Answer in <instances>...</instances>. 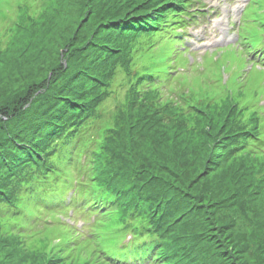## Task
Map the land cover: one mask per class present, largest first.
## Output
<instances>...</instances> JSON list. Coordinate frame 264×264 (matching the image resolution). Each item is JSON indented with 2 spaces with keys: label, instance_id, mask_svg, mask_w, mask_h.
<instances>
[{
  "label": "rangeland",
  "instance_id": "rangeland-1",
  "mask_svg": "<svg viewBox=\"0 0 264 264\" xmlns=\"http://www.w3.org/2000/svg\"><path fill=\"white\" fill-rule=\"evenodd\" d=\"M105 1L0 0V87L85 78L76 65L86 41L116 6L117 17L124 9ZM191 1L204 20L128 41L92 95L80 147H88V160L105 150L121 166L135 159L128 170L145 190L174 193L181 203L172 212L171 198L170 222L160 233L193 246L197 264H264V151L226 150L229 137L244 130L241 136H257L264 149V0ZM131 17L134 24L141 19ZM61 167L71 182L93 183V163L84 174L69 163ZM65 201V194L55 204L23 195L15 208L0 205V264H43V257L49 264L134 261L118 251L132 245L128 215L100 212L91 220L74 208L72 216L58 205Z\"/></svg>",
  "mask_w": 264,
  "mask_h": 264
},
{
  "label": "trees",
  "instance_id": "trees-1",
  "mask_svg": "<svg viewBox=\"0 0 264 264\" xmlns=\"http://www.w3.org/2000/svg\"><path fill=\"white\" fill-rule=\"evenodd\" d=\"M128 2L133 3L129 6ZM112 3L124 9L117 17L116 6L110 14L112 17L104 21L103 30L96 31L86 41L85 57L79 60L83 59L82 64L76 65L83 70L85 78L75 82L69 81L70 75H66L64 82L52 77L48 82L46 79L32 81L17 88L0 87V205L15 208L16 200L23 195L33 198L35 203L58 202L62 194L57 184L60 181L65 184L68 177L61 166L69 163L77 168L76 158L87 155V148L82 152L80 144L84 123L94 108L92 95L100 84H106L114 63L125 53L128 41L135 33L154 32L155 29L181 32L192 21L204 18L199 9L189 11L191 0H137L136 3L134 0H112ZM132 15L141 16L137 24L133 23L134 17L130 18ZM77 48L68 51L67 61L73 59ZM90 65L94 66V71ZM244 133L245 130L229 137L232 142L228 141L227 152L247 145L264 151L257 136H241ZM236 135L241 140L233 138ZM110 142L112 149L116 142ZM106 152L102 158L98 151L92 153V159L87 161L93 163L95 174L91 180L96 191L91 192L88 184L79 183L74 191L78 194L75 198L78 203L84 200V210L92 217L101 210L104 213L110 209L129 216V227L133 230L132 240L128 242L132 245H122L118 251L126 252V256L131 254L132 262L197 264L193 246H179L172 237L160 233L170 222L171 198L172 212L181 200L171 191L161 196L145 190L136 172L128 170L129 166H137L133 163L135 159L121 166L116 157H109ZM106 253L115 257L114 262H119L118 252L111 255L109 249ZM42 262L49 264L51 259L43 257Z\"/></svg>",
  "mask_w": 264,
  "mask_h": 264
},
{
  "label": "snow or ice",
  "instance_id": "snow-or-ice-1",
  "mask_svg": "<svg viewBox=\"0 0 264 264\" xmlns=\"http://www.w3.org/2000/svg\"><path fill=\"white\" fill-rule=\"evenodd\" d=\"M200 37H193L192 40L193 42H195L197 39H199Z\"/></svg>",
  "mask_w": 264,
  "mask_h": 264
}]
</instances>
